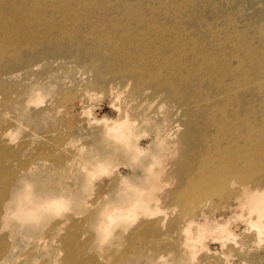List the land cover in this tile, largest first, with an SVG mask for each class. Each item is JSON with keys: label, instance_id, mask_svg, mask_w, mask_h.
<instances>
[{"label": "rangeland", "instance_id": "374dc122", "mask_svg": "<svg viewBox=\"0 0 264 264\" xmlns=\"http://www.w3.org/2000/svg\"><path fill=\"white\" fill-rule=\"evenodd\" d=\"M177 1L31 0L23 9L29 15L30 6H39L35 25L29 18L18 24L11 1L0 0V264H264V236L255 247L254 228L244 240L241 233L224 247L214 236L220 225L234 223L242 230L246 224L231 217L233 187L225 182L208 180L172 193L171 200L152 208L154 214L149 210L147 225H131L125 232L122 225L111 226L104 239L97 238L96 214L112 193H159V187L169 189L176 181L177 170L179 182L189 176L182 172L188 171L185 159L192 167L196 157L186 152L190 143L202 146L198 138L216 131L206 129L195 89L212 93L237 79L241 86L231 96L233 107L245 112L252 102L254 119L264 121V0ZM65 8L70 22L62 20ZM225 110L217 104L207 114L232 112ZM165 128L174 136H166ZM138 143L143 153L134 151L132 144ZM225 144L228 140L218 139L206 151L214 154ZM240 146L232 155L239 163V154L248 151L246 144ZM262 149L253 150L256 159ZM97 158L103 162L95 164ZM168 163L170 177L154 183L158 177L151 172ZM18 189L31 193L33 202L51 198L61 206L41 205L40 216L28 217L14 209L5 218L4 200ZM189 219L207 230L201 243L195 242L192 259L179 257L178 250L179 230Z\"/></svg>", "mask_w": 264, "mask_h": 264}, {"label": "bare ground", "instance_id": "6f19581e", "mask_svg": "<svg viewBox=\"0 0 264 264\" xmlns=\"http://www.w3.org/2000/svg\"><path fill=\"white\" fill-rule=\"evenodd\" d=\"M11 4L13 5L12 9L18 14L19 20H17L18 24H23V23H28L27 20L29 18L28 21H32V23H36L35 25H37L38 20L37 19V15H38V11L39 6L37 4H33L32 7L28 13L29 15L26 13L27 10H24L23 8H27L28 7V2L31 0H10ZM49 1V0H48ZM52 1V0H51ZM88 1H92L94 2L95 0H88ZM138 1V0H137ZM179 1V0H178ZM177 1V2H178ZM195 1V0H194ZM204 1V0H203ZM210 1V0H209ZM76 2V1H75ZM153 2V1H152ZM197 2V1H195ZM208 2V1H207ZM222 2V0H221ZM226 2V1H225ZM134 3V2H133ZM210 3V2H209ZM228 3V2H227ZM184 4V3H183ZM192 4V3H191ZM201 4V3H200ZM42 5V3H41ZM144 5V4H143ZM149 5V4H148ZM153 5V4H152ZM173 5V3H172ZM170 5V6H172ZM186 5V3H185ZM206 5V4H205ZM216 5V4H215ZM219 5V4H218ZM228 5V4H227ZM138 7V4H137ZM190 8V7H188ZM221 8V7H220ZM66 9V8H65ZM105 9V8H104ZM171 10V8H169ZM240 9V8H238ZM108 10V9H107ZM123 10V9H122ZM140 10V9H139ZM232 10V9H231ZM23 11V12H22ZM31 12V15H30ZM71 12V11H70ZM70 12L68 9L65 10V12L62 15V20L64 19L65 22L66 20L70 17ZM127 12V11H126ZM241 12V11H240ZM95 13V12H94ZM144 13V12H143ZM238 13V12H237ZM242 13V12H241ZM244 13V12H243ZM44 14V13H43ZM99 14V12H98ZM112 14V13H111ZM138 14V12H137ZM239 14V13H238ZM146 16V15H145ZM158 16V15H157ZM238 16V15H237ZM241 16V15H239ZM100 17V16H99ZM117 17V16H116ZM156 17V16H155ZM228 17V15H227ZM234 17V16H233ZM244 17V16H243ZM157 18V17H156ZM162 18V17H161ZM47 19V17H46ZM100 19V18H99ZM135 19V18H134ZM133 19V21H134ZM144 19V18H143ZM148 19V18H147ZM153 19V18H152ZM35 20V21H33ZM44 20V18H43ZM69 20V19H68ZM151 20V18H150ZM190 20V19H189ZM192 20V19H191ZM218 20V19H217ZM231 20V19H230ZM235 20V18H234ZM99 21V20H98ZM161 21V19H160ZM209 21V20H208ZM225 21V19H224ZM229 21V20H227ZM250 21V20H249ZM70 22V20H69ZM140 22V21H139ZM142 22V21H141ZM145 22V21H144ZM148 22V21H147ZM152 22V21H151ZM218 22V21H217ZM42 23V22H41ZM46 23V22H45ZM48 23V22H47ZM138 23V22H137ZM225 23V22H224ZM223 23V24H224ZM235 23V22H234ZM16 24V23H15ZM125 24V23H124ZM129 24V23H128ZM144 24V23H143ZM154 24V23H153ZM156 24V23H155ZM178 24V23H177ZM226 24V23H225ZM232 24V23H231ZM25 25V24H24ZM29 25V24H28ZM140 25V24H139ZM148 25V24H147ZM166 25V24H165ZM164 25V26H165ZM182 25V24H180ZM199 25V23H198ZM214 25V24H212ZM230 25V22H229ZM260 25V24H259ZM263 25V24H262ZM53 26V25H52ZM150 26V25H149ZM152 26V25H151ZM183 26V25H182ZM187 26V25H186ZM224 26V25H223ZM222 26V27H223ZM236 26H237V22H236ZM261 26V25H260ZM16 27V26H15ZM41 27V25H40ZM44 27V26H43ZM138 27V26H137ZM155 27V26H154ZM158 27V26H157ZM161 27V25H160ZM175 27V26H174ZM184 27V26H183ZM212 27V26H211ZM225 27V26H224ZM228 27V26H227ZM251 27V26H250ZM18 28V27H17ZM25 28V27H23ZM53 28V27H52ZM73 28V27H72ZM156 28V27H155ZM181 28V27H180ZM185 28V27H184ZM253 28V26H252ZM250 28V29H252ZM257 30L258 27L256 26ZM20 29V28H19ZM173 29V27L171 28ZM179 29V28H178ZM178 29H176L178 31ZM211 29V28H210ZM223 29V28H222ZM228 29V28H227ZM234 29V28H233ZM231 29V30H233ZM241 29V28H240ZM247 29V28H246ZM261 29V27H260ZM18 30V29H17ZM21 30V29H20ZM19 30V32H20ZM140 30V29H139ZM166 30V29H165ZM192 30V29H191ZM198 30V29H197ZM214 30V29H213ZM245 29H243L242 31H244ZM117 31V30H116ZM173 31V30H172ZM181 31V30H180ZM246 31V30H245ZM39 32V31H38ZM47 32V31H46ZM118 32V31H117ZM157 32V31H156ZM170 32V31H169ZM222 32V30H221ZM220 32V33H221ZM233 32V31H232ZM36 33V32H35ZM44 33V32H43ZM174 33V32H173ZM180 33V32H178ZM177 33V34H178ZM235 33V32H234ZM233 33V35H234ZM246 33V32H245ZM248 33V32H247ZM45 34V33H44ZM208 34V33H207ZM213 34V33H212ZM250 34V33H249ZM258 34V33H257ZM32 35V34H31ZM192 35V34H191ZM221 35V34H220ZM254 35V34H253ZM252 35V36H253ZM224 36V35H223ZM240 36V35H239ZM244 36V35H243ZM246 36V35H245ZM250 36V35H249ZM259 36V35H258ZM161 37V36H160ZM194 37V36H193ZM199 37V36H198ZM212 37V36H211ZM232 37V36H231ZM242 37V36H241ZM248 37V36H247ZM246 37V38H247ZM27 38V37H26ZM141 38V37H140ZM174 38V37H173ZM215 38V37H214ZM235 38V37H234ZM243 38V37H242ZM239 38V39H242ZM252 38V37H251ZM18 39V38H17ZM122 39V38H121ZM126 39V38H125ZM124 39V40H125ZM163 39V38H162ZM178 39V38H177ZM180 39V38H179ZM181 39H183V37H181ZM187 39V38H186ZM185 39V40H186ZM189 39V38H188ZM193 39V38H192ZM195 39L196 36H195ZM199 39V38H198ZM245 39V38H244ZM243 39V40H244ZM19 40V39H18ZM173 40V39H172ZM207 40V39H206ZM211 40V39H210ZM223 40V39H222ZM221 40V41H222ZM227 40V39H226ZM233 40V39H232ZM250 40V39H249ZM259 40V39H258ZM261 40V39H260ZM174 41V40H173ZM183 41V40H182ZM189 40H187L188 42ZM196 41V40H195ZM213 41V40H212ZM230 41V40H229ZM139 42V41H138ZM202 42V41H201ZM207 42V41H206ZM252 42V41H251ZM259 42V41H258ZM126 43V41H125ZM174 43V42H173ZM176 43V42H175ZM181 43V42H180ZM189 43V42H188ZM194 43V42H193ZM203 43V42H202ZM212 43V42H210ZM223 43V42H220ZM229 43V42H228ZM235 43V42H234ZM240 43L242 44L243 42L240 41ZM246 43V41L244 42ZM248 43V40H247ZM124 44V43H123ZM127 44V43H126ZM185 44V43H184ZM183 44V45H184ZM206 44V43H205ZM34 45V44H33ZM174 45V44H173ZM182 45V44H181ZM192 45V44H191ZM197 45V44H196ZM222 45V44H221ZM232 45V44H231ZM236 45V44H235ZM235 45L233 47H235ZM254 45H256L254 43ZM161 46V45H160ZM164 46V44H163ZM178 46V44H177ZM194 46V45H193ZM216 46V45H215ZM218 46V45H217ZM225 46V45H224ZM238 46V45H237ZM246 46V45H245ZM251 46V45H250ZM263 46V45H262ZM180 47V46H179ZM189 47V46H188ZM196 47V46H195ZM208 47H209V43H208ZM247 47V46H246ZM253 47V46H252ZM26 48V47H24ZM29 48V47H27ZM34 48V47H33ZM162 48V47H161ZM183 48V47H182ZM181 48V49H182ZM185 48V47H184ZM200 48V47H199ZM198 48V50H199ZM205 48V47H204ZM203 48V50H204ZM211 48V47H210ZM241 48V47H240ZM245 48V47H244ZM257 48V47H256ZM170 49V48H169ZM174 49V48H173ZM179 49V48H178ZM189 49V48H188ZM206 49V48H205ZM208 49V48H207ZM215 49V48H214ZM223 49V48H222ZM251 49V48H250ZM255 49V47H254ZM201 50V49H200ZM209 50V49H208ZM225 49H223L224 51ZM228 50V49H227ZM235 50V49H234ZM241 50V49H240ZM245 50V49H244ZM243 50V51H244ZM172 51V50H171ZM182 51V50H181ZM191 51V50H190ZM197 51V50H196ZM205 51V50H204ZM220 51V50H219ZM222 51V50H221ZM252 51V50H251ZM255 51V50H254ZM180 52V51H179ZM195 52V50H194ZM216 52V51H215ZM238 52V51H237ZM257 52V50H256ZM169 53V52H168ZM187 53V52H186ZM198 53V52H197ZM200 53V52H199ZM207 53V50H206ZM244 53V52H243ZM251 53V52H249ZM175 54V53H174ZM178 54V53H176ZM190 54V53H189ZM193 54V53H192ZM215 54V53H214ZM220 54V52H219ZM254 54V53H252ZM179 55V54H178ZM177 55V56H178ZM209 55V54H208ZM211 55V54H210ZM42 56V55H39ZM173 56V55H172ZM182 56V55H181ZM184 56V55H183ZM187 56V55H186ZM185 56V57H186ZM203 56V55H202ZM225 56V54H224ZM255 56V55H254ZM258 56V55H257ZM188 57V56H187ZM211 57V56H209ZM216 57V55H215ZM227 57V56H226ZM232 57V56H231ZM235 57V56H234ZM244 57V55H243ZM246 57V56H245ZM202 58V57H201ZM223 58V57H221ZM225 58V57H224ZM229 58V57H228ZM251 58V57H250ZM258 58V57H257ZM192 59V56H191ZM190 59V60H191ZM196 59V58H195ZM203 59V58H202ZM206 59V58H205ZM227 59V58H226ZM256 59V58H255ZM180 60V59H179ZM177 61L180 62V61ZM184 60V59H182ZM181 60V61H182ZM194 60V58H193ZM209 60V59H208ZM263 59L261 58V61ZM175 61V60H174ZM185 61V60H184ZM188 61V60H187ZM226 60H224L223 63H225ZM247 61V60H246ZM198 61H196L197 63ZM222 62V61H221ZM229 62V61H228ZM250 62V61H249ZM176 63V65H178ZM194 63V61H193ZM204 63V62H203ZM213 63V62H211ZM254 63V62H252ZM260 63V62H259ZM181 64V63H180ZM179 64V65H180ZM220 64V63H218ZM233 64V63H232ZM242 64V63H241ZM199 65V64H198ZM197 65V66H198ZM206 65V64H205ZM211 65V64H210ZM213 65V64H212ZM216 65V64H215ZM215 65H213L215 67ZM225 65V64H223ZM240 65V64H239ZM257 65V64H256ZM259 65V64H258ZM257 65V67H258ZM263 65V63L261 64ZM196 66V67H197ZM203 66V65H202ZM242 66V65H241ZM226 67V66H225ZM231 67V66H230ZM243 67V66H242ZM241 67V70L243 69ZM256 67V66H255ZM256 67V68H257ZM263 67V66H262ZM206 68V67H205ZM210 68V67H209ZM216 68V67H215ZM220 68H224V67H220ZM233 68V67H232ZM248 68V67H247ZM228 69V68H227ZM236 69V68H235ZM245 69V68H244ZM253 69V68H250ZM201 70H203L201 68ZM200 70V71H201ZM223 70V69H221ZM226 70V69H225ZM224 70V71H225ZM233 71V69H231ZM247 70V69H246ZM206 71V70H205ZM208 71V70H207ZM215 71V70H214ZM219 71V70H218ZM240 71V69H239ZM254 71V70H253ZM252 71V72H253ZM217 72V71H216ZM236 72V71H235ZM256 72V71H255ZM254 72V73H255ZM193 73V72H192ZM202 73V72H201ZM199 72V74H201ZM214 73V72H213ZM233 73V72H231ZM245 73V71H244ZM250 73V72H249ZM248 73V76H249ZM197 74V73H196ZM196 74L194 76H196ZM221 74V73H220ZM247 74V73H246ZM251 74V73H250ZM257 74V73H255ZM192 75V74H191ZM225 77L228 75L229 76V72L226 71V73L224 74ZM200 75H197V77ZM211 76V75H210ZM237 76V75H234ZM240 76V75H239ZM260 76V75H259ZM192 77V76H191ZM202 77V76H201ZM206 77V76H205ZM204 77V78H205ZM212 77V76H211ZM220 77V75H219ZM224 77V76H223ZM242 77V75H241ZM240 77V78H241ZM251 77V75H250ZM255 77V76H254ZM263 77V76H262ZM193 78V77H192ZM195 78V77H194ZM203 78V79H204ZM209 78L206 77V80ZM215 78V77H214ZM228 78V77H227ZM237 78V77H236ZM243 78L245 79V77L243 76ZM247 78V77H246ZM222 79V77H221ZM226 79V78H225ZM234 79V78H233ZM251 79V78H250ZM256 79V78H255ZM254 82L257 80L258 78L255 80ZM263 79V78H262ZM210 80V79H209ZM252 80V79H251ZM264 80V79H263ZM199 81V79H198ZM208 81V80H207ZM217 81V80H216ZM241 81V80H240ZM211 83V81H209ZM220 82V81H219ZM242 82V81H241ZM250 82V81H249ZM192 83V81H191ZM200 83V82H199ZM217 83V82H216ZM231 83V82H230ZM228 84V83H222L220 85V88H218L217 91H212L211 92H207L205 91V93H201L198 89H195L196 91V95H195V99L196 103H202L201 106V112L202 114H204L205 117H207L206 120V129H210V127H213L216 131H215V135L214 134H206L204 138L200 137L198 138L200 141H203L205 144H202V146H200L199 144H191L190 143V147L186 152H189V155H195V159L192 162L191 166H189L188 163V159H185L186 162V166L184 165V167H186L188 169V171H183V175L185 176L184 173L189 172V176L187 174V176L185 178H183L184 180L180 182L178 181L180 176H181V172L180 175L178 174L179 171L177 170V178L175 175V172L172 173L173 176L175 177L176 181L172 184H168L169 189H164L162 187H159V193H153L152 192V187H147L151 190L152 193H143V191L141 193H112V197L109 198L108 200H104L102 201V207H100V209L97 211V225H98V230L96 229V231H98L99 235L97 238H99V240L104 239L106 235H108V229L111 226H116V225H122L121 229L122 231H126L127 229H129V226L131 225H147L148 222L147 220L152 218V215L154 214L152 208H157L156 206L158 205V203H165L168 199L171 200V198L169 197L172 193H179V192H184L192 187H195L197 185H199L200 183H207L206 181L209 180V182L211 183H219V182H225L228 183L230 186L233 187V195L230 197L232 200H234L235 202V208L236 209L233 213L231 217H238L239 219H241V222L246 223L245 224V228H243L242 230L239 228V226L237 224L232 223V225H220L216 228H214V236L221 242V247H224V245H227V242L231 241V243H233L236 239H241V237H237L238 235L245 234V235H241L243 238L242 240H244L246 238V235L248 233L251 232L252 228H254L255 231V241H254V246L257 247L258 244H260L261 240L263 239L264 236V149L261 150V155L258 157V159L255 158L253 150H257L262 147L264 148V121H260L259 123H257L256 119H254V113L252 111V102H250L249 107H245V112L241 111L239 108H234L233 107V102H235V97L234 101L232 99V95L234 94V90H236L239 86H241V84L236 80L233 81V84ZM252 83V82H251ZM261 84V82H259ZM258 83V84H259ZM247 84V83H245ZM244 84V85H245ZM250 84V83H249ZM256 84V85H258ZM264 84V82H263ZM218 85V84H217ZM243 85V87H244ZM215 86V84H214ZM253 86V85H252ZM264 86V85H263ZM218 87V86H217ZM243 87L241 90H243ZM258 87V86H256ZM240 88V87H239ZM251 88V87H250ZM262 88V86H261ZM259 87L258 90L261 89ZM194 89V88H193ZM200 89V87H199ZM246 89V87H245ZM247 90V89H246ZM202 91V89H201ZM261 91V90H260ZM240 92V91H239ZM248 92V91H247ZM238 93V92H236ZM211 94V95H210ZM237 95V94H236ZM242 95V94H241ZM219 98H215L218 97ZM256 97V96H254ZM225 99L224 101H222L221 99ZM238 98V97H237ZM242 98V97H241ZM246 98V96H245ZM264 98V97H262ZM181 99V98H180ZM241 100V99H240ZM251 101V100H250ZM179 105H183L181 103V100H178ZM262 102V101H261ZM224 103V104H222ZM236 103V102H235ZM217 104H219L220 106L223 107V109H231V114L230 115H226L225 112H222V114L220 113L219 117H208L207 114V110L213 108V106H217ZM261 104V103H260ZM259 104V105H260ZM264 104V103H262ZM261 104V105H262ZM211 105V106H210ZM199 106V105H198ZM261 107V106H260ZM259 107V108H260ZM219 108V107H218ZM258 108V109H259ZM217 109V108H216ZM205 110V111H204ZM226 111V110H225ZM189 112V111H188ZM187 112V113H188ZM217 112V111H216ZM262 112V111H261ZM246 113V114H244ZM260 113V112H259ZM216 114V113H215ZM210 115V114H209ZM259 115V114H258ZM213 116V115H212ZM257 117V116H256ZM261 118V116H260ZM190 125L192 123V120L190 118L189 120ZM118 124H116L113 129L117 126ZM121 125H123L122 127H126L123 123L118 125V127H120L121 129ZM259 125V126H258ZM168 126V125H167ZM193 126V124H192ZM194 129V127H192ZM128 127V125H127ZM176 128L178 127V125L175 126ZM226 127H229L230 130L228 132L226 131ZM172 128H165V134L166 136L172 135V137L174 136L170 130ZM235 129L237 131L240 132L241 135H237L235 133ZM123 130V128L121 129ZM127 135H126V139L128 140V145L131 146L132 142H129V138L131 136V130L130 127L127 130ZM123 132V131H122ZM121 134V133H120ZM123 135V134H122ZM121 136V135H120ZM124 136V135H123ZM121 138V137H120ZM223 138L225 141L228 140V144H225L224 151L222 152V149L220 151L215 152L214 154H210L207 153L206 151V146L208 147L210 142H214L217 141L218 139ZM123 140V138H121ZM203 139V140H201ZM170 140V139H169ZM127 142V141H126ZM161 144L163 142V137H161L160 141ZM166 144H171V143H175L176 141H168L165 139ZM246 144L248 147V151H243L239 154V159L243 160L242 162L239 163V161H236L232 155L233 152L239 151L240 152V144ZM132 147H134V151L138 154L143 153L145 150L141 148V146H139L138 144H132ZM181 148V147H179ZM200 148H205V151L203 149V151H199L197 149ZM182 149V148H181ZM192 151V152H191ZM222 152V153H221ZM184 153V152H183ZM187 154V153H186ZM181 155V154H180ZM183 156V155H182ZM185 158V156H183ZM103 159L97 158L95 159L94 163L95 164H99L102 163ZM184 162V161H183ZM182 163V162H181ZM191 163V162H189ZM172 164V163H171ZM169 165V166H168ZM167 166L170 168V164H166L164 166H160L159 170H157L156 172H151L153 174L154 177H158V178H154L153 182L155 183V181L157 182H162L165 181L162 178H166L167 179L170 177L167 169ZM181 166H183L181 164ZM190 167V168H189ZM181 170V167H179ZM178 168V169H179ZM183 168V167H182ZM169 170V169H168ZM185 170V169H184ZM182 171V170H181ZM161 178H160V177ZM169 176V177H168ZM182 176V177H184ZM172 177V175H171ZM124 179V178H123ZM178 179V180H177ZM181 179V178H180ZM152 180V179H151ZM170 180V179H169ZM121 182H123L121 180ZM152 182V183H153ZM22 183V182H20ZM170 183V182H169ZM198 183V184H197ZM204 183V184H205ZM125 184V183H124ZM124 184H122L124 186ZM127 184V183H126ZM125 184V185H126ZM197 184V185H196ZM121 185V186H122ZM129 185V184H128ZM152 185V184H151ZM23 186V184H22ZM127 186V185H126ZM173 188V189H172ZM124 189V187H123ZM155 189V187H154ZM126 190V188H125ZM137 190V189H136ZM179 191V192H178ZM181 192V193H182ZM173 194V195H174ZM30 195L31 193H20L19 189L12 192V194L6 199L4 200V205H3V209L6 208L5 211V218L9 217L10 214H13L14 209L18 210V213H21L22 217L23 216H40L41 214L38 211V207L41 205H48V207L53 208L55 207L57 210L59 209V206H61V203H56L53 202V199H44L40 202H38V200L36 201H32L30 200ZM61 201V200H60ZM168 202V201H167ZM160 206V205H159ZM228 207V206H227ZM231 208V207H230ZM151 209V211L153 212L150 213L151 211H149ZM229 209V208H228ZM232 209V208H231ZM56 210V211H57ZM203 217V216H202ZM193 218V217H192ZM206 220V219H203ZM195 220L192 221V219H189L185 222V225L179 230L180 231V235L181 237V242H180V246L178 247L179 251H180V256H184L186 258H189V256L192 259V257L194 256L195 252V242L201 243L199 242L200 240H203L202 238L204 237L203 232L207 231L205 229V227L203 225H200L199 223H197L198 221L194 222ZM200 221V220H199ZM206 225V224H204ZM96 228V227H95ZM194 229V231L192 230ZM192 231L194 233H192ZM134 233V232H133ZM205 234H208V232H206ZM202 237V238H201ZM201 238V239H200ZM235 239V240H234ZM233 241V242H232ZM239 241V240H238ZM241 241V240H240ZM204 243V242H203ZM237 243V242H236ZM242 243V242H241ZM230 244V242H229ZM225 245V246H226ZM247 245V244H246ZM238 246V245H237ZM240 246V245H239ZM252 246V244H251ZM242 247V246H241ZM260 247V246H259ZM257 248L258 250L260 248ZM197 250V249H196ZM251 250V249H250ZM248 251V250H247ZM252 251V250H251ZM179 254V253H178ZM247 254V253H246ZM243 264V262H241ZM204 264V263H203ZM229 264V263H226ZM231 264V263H230Z\"/></svg>", "mask_w": 264, "mask_h": 264}]
</instances>
